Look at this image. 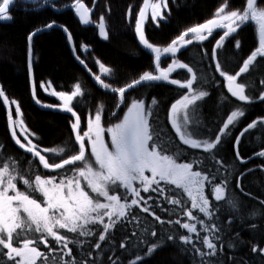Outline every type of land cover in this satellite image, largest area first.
Here are the masks:
<instances>
[{"label": "snow or ice", "instance_id": "obj_1", "mask_svg": "<svg viewBox=\"0 0 264 264\" xmlns=\"http://www.w3.org/2000/svg\"><path fill=\"white\" fill-rule=\"evenodd\" d=\"M30 2L38 7L26 10L39 11L46 6L59 10L54 0ZM15 4L16 0H0V21L13 20L11 12ZM64 7L74 10L81 24L93 23L92 9L85 0H71ZM137 8L129 5L127 18L134 21L139 44L151 55V70L143 71L138 78L123 86H113L105 82L101 75L94 74L95 81L111 93L115 101L109 108L112 122L107 127L104 121L106 106L100 103L94 113L88 114L86 130L82 128L81 115L73 104L75 98L83 95L79 83L69 92H57L55 89L48 92L52 87L51 81L37 84L33 76V37L45 30L61 28L71 43L73 37L69 29L52 21L27 36V68L32 99L42 107L70 114L71 133L74 134L70 148H40L38 143H34L31 137L35 133L27 129L21 105L10 99L0 85L3 105L15 106L14 109L8 107L7 111L11 138L25 154H31V159L25 162L31 165L38 161L37 172L33 174L31 169L22 167L20 160L11 157L0 159V264H50L49 255L40 251L41 245L49 253H59L58 258L52 256L51 264H104L97 257L105 254V245L109 251L116 247L130 253L134 258L129 259L128 264H146L147 258L168 244L182 252H193V259L198 256L199 264H227L222 256L225 234L230 232L235 214L241 213L243 208L241 200L229 195L232 182L229 177L235 181L232 192L239 189L243 193L241 182L246 174L244 171L236 174L232 166L226 164L223 158L218 159L217 155L222 145L231 138L232 129L245 117L246 109L257 101L264 103V78L259 79L258 85L255 81L245 80L253 74L264 77V0H241L239 7L233 0H219L211 18L186 27L163 46L150 41L145 34V24L150 17V22L159 27L160 22L171 15L168 0H143ZM249 22H254L258 46L248 54L240 55L243 52L242 34ZM97 26L100 35L107 40L104 16L99 17ZM214 33L218 39H215ZM209 37L215 39V44L210 51L201 53V59L207 55L214 63L213 71L222 80L215 76L212 80L229 94H221V106L233 102L232 98L241 102L226 114L214 135L202 132V105L210 92L196 86L198 81L207 82V77L203 74L198 77L197 70L177 56L181 49L194 42L197 47H202ZM226 41L234 42L232 54L238 57L236 68L231 72L224 66L227 60L222 62L220 59V50L225 49ZM169 59L171 63H167ZM80 63L84 64V61L80 60ZM96 63L102 74L112 75V69L99 61ZM163 63L167 66L163 67ZM178 69L186 70L188 75L181 79L173 78L172 74ZM177 75L180 73L177 72ZM159 83L175 86L179 93V98L167 109V121L175 136L187 149L202 150L206 154L204 158L192 157L163 134L154 119L159 106L156 98H152L148 105L145 99L132 96L131 90ZM38 87L56 97L60 103L41 104L37 98ZM254 131L264 135V116L247 123L234 138V159L241 165L246 161L241 156L239 145L246 134L251 136ZM256 139L260 140V136ZM255 155L264 158V142ZM40 166L46 170L43 174L39 173ZM259 167L264 169V163ZM251 171L248 169V172ZM69 172L71 175H68ZM21 184L23 190L18 187ZM142 192L148 193L147 198L142 196ZM152 193L163 196L171 206L164 209L170 217L167 221L149 205L151 200L159 207ZM210 196L214 197V201H210ZM260 203L264 206V200ZM136 209L151 216L154 222L142 223ZM259 214L264 215V212ZM173 215L181 218L173 220ZM256 215L258 213L253 212L249 218ZM229 216L232 219H228ZM129 218L135 220L139 231L125 235L114 245L115 232L131 222ZM224 220H228L227 225ZM169 225L173 227L165 236L158 235L161 228ZM176 226L185 231L179 232ZM249 228L256 231L257 224L251 223ZM69 234H72L71 239ZM81 237L84 239L81 240ZM242 243L244 241L236 233L235 240H229L227 247L235 248ZM69 244L80 249L79 258L73 255ZM250 251L264 261V247L253 244ZM114 255L115 259L107 257L108 264H122L121 257L116 253Z\"/></svg>", "mask_w": 264, "mask_h": 264}, {"label": "trees", "instance_id": "obj_2", "mask_svg": "<svg viewBox=\"0 0 264 264\" xmlns=\"http://www.w3.org/2000/svg\"><path fill=\"white\" fill-rule=\"evenodd\" d=\"M54 3L61 10L65 8V4H70L71 0H54ZM85 3L91 9H94L92 24L95 26H81L72 9L61 13L56 12L54 8L49 6L39 11L26 10L38 7V5L31 4L30 0H27V2L26 0H17L11 12L13 20L0 21V85L3 86L10 99H15L21 105L24 123L29 132L35 133V136L31 138L34 143H38L40 148L65 147L68 149L74 140V134L71 133L69 113L62 112L59 109L42 107L37 105L32 99L27 68V36L30 32L35 31L37 28H42L46 23L55 21L57 24L67 27L72 34L73 47L69 45L67 36L61 28L47 30L33 38V76L37 84L41 81H51L52 87L48 89V92L53 89L57 92H69L74 90L75 84L79 83L81 85L83 95L75 98L73 104L75 110L81 115V126L84 130L86 129L88 114L90 112L94 113L100 103H104L106 106L104 113L105 127L112 122L109 108L114 104V98L111 93L106 92L95 81L94 74L101 75L105 82L112 83L113 86H123L131 82L133 78H138L143 71L151 70V55L139 44L134 30V21H130L127 18L128 6L132 5L137 8L138 5H142L143 0H85ZM233 3L239 7L241 0H233ZM218 4L219 0H175V2L168 0L171 15L165 21H161L159 27L150 22L149 17V22L145 24V34L151 42L163 46L186 27L203 23L206 19L211 18ZM100 16L105 17L106 30L108 32L107 40L100 35L97 26ZM214 37L215 39L219 38L215 33ZM215 39L209 37L207 41L203 42L202 47H197L194 42L193 45L187 46L186 49H181V52L177 54L182 62L193 66L197 70L198 77L201 74L207 77V82L198 81L196 85L210 92V96L205 98V102L202 105L204 117L202 132L206 135H214L221 125V121L226 118V114L235 105L241 103L232 98L234 103L226 102L221 106V94H229H227L225 88H222L212 80L214 76L222 80V78H219L218 73L213 71L214 63L207 55H204L201 59V53L210 51L215 44ZM233 45L234 42L229 43L226 41L225 49L220 50V59L222 62L227 60L224 66L230 72L236 68L238 59L232 54ZM242 45L243 52L240 55H246L255 46H258V35L255 31L254 22H249L245 28L242 34ZM74 47L76 49L75 52H73ZM77 57H79V61L83 60L84 64H79ZM97 61L112 69V75L105 76L102 74L99 64L96 63ZM167 63H171V60L169 59ZM167 63H163L162 66L166 67ZM177 72L180 75H177ZM177 72L172 74L173 78L181 79L188 75L186 70L183 69H178ZM260 78L264 77H258L253 74L251 77H245V80L255 81L258 85ZM48 92L38 87L37 98L41 100V104H59L60 101L49 95ZM131 92L132 96L145 99L148 105L151 104L152 98H156L159 106L156 109L154 119L158 121V126L162 129L163 134L181 150H187L192 157H205L206 154L202 150L187 149V146L182 145L167 121V109L175 99L179 98V93L175 90V86L156 84L149 88L141 87ZM8 107L14 109L15 106H4L2 99H0V159L11 157L20 160L25 170L31 169L33 174H35L38 161L31 165L25 162L26 159H31V154H25L24 150L19 149L11 138V132L7 126ZM262 116H264V103L257 101L249 106L246 109L245 117L241 118L240 123L232 129L231 138L222 145L217 155L218 159L223 158L226 164L231 165L236 174L240 171H244L246 174L241 182L244 188L243 193L239 189H235V192H232L235 187V181L232 177H229L232 181L229 185V195L241 200L243 208L241 213L235 214V222L230 232L225 234V247L222 256L227 264H264V261H261L258 255L250 251L253 244L264 247V215L259 214L264 212V206L260 203L264 200V169L259 167L264 163V158L255 155L256 152L261 150L264 135L254 131L251 136L246 134L242 138L239 151L241 156L245 158L246 163L244 165L234 159L235 148L233 147L234 138L239 135L247 123ZM72 119L74 120V118ZM209 129H211V133H209ZM17 132L19 135L18 129ZM256 136H260V140H257ZM46 155L50 156L51 154ZM248 169H252V171L248 172ZM45 171L40 166L39 173L43 174ZM63 174L61 173V175ZM221 174L222 172L218 173V175ZM68 175H71V172ZM18 187L23 190L22 184L18 185ZM141 194L145 198L148 196V193L142 192ZM152 195L159 203V207H156L151 200L148 201L149 205L152 206L157 215L167 221L170 217L164 209L171 206L165 202L163 196L157 193H152ZM209 199L214 201V197L210 196ZM253 212H257L258 215L250 219L249 217ZM136 214L142 223L152 224L154 222L151 216L140 212L139 209H136ZM196 214L201 215L199 213ZM177 218L181 217L178 215L171 216L173 220ZM129 219L131 222H128L123 229L115 232L116 238L112 241L114 245L118 244L125 235L130 236L132 232L139 231L135 220ZM228 219H232V217L229 216ZM227 223L228 220H224V224L227 225ZM251 223L257 224L256 231L250 230L249 225ZM172 227L169 225L161 228L158 235L165 236L169 228ZM176 228L181 233L185 231L179 229L178 226ZM236 233H239L240 239L244 243L230 249L227 247V242L235 240ZM69 238H72V234H69ZM80 239L83 240L84 238L81 237ZM89 239L92 240L93 238ZM69 247L73 249V255L79 258L80 249L73 244H69ZM40 251L49 255L50 264L53 255H56L57 258L59 256L58 252L49 253L43 245H41ZM104 253V255L97 257L98 260H103L104 264H108V256H112L113 259L116 258L114 253L121 257L122 264H128L129 259L134 258L130 253H125L116 247L109 251L107 245L104 246ZM193 256L194 254L191 251L182 252L179 248L168 244L158 250L153 256L147 258L146 264H199V257L196 256L193 259ZM65 259L68 258L65 257Z\"/></svg>", "mask_w": 264, "mask_h": 264}, {"label": "water", "instance_id": "obj_3", "mask_svg": "<svg viewBox=\"0 0 264 264\" xmlns=\"http://www.w3.org/2000/svg\"><path fill=\"white\" fill-rule=\"evenodd\" d=\"M17 1V0H16ZM16 5V4H15ZM68 9H71V8H63V9H61V10H56L55 9V11L56 12H58V13H61V12H64V11H66V10H68ZM94 14V9H92V15ZM76 18L79 20V18L76 16ZM80 22V21H79ZM83 25V24H82ZM89 25H91V26H95V25H93L92 23L91 24H89ZM84 26H88V25H84ZM43 32V31H42ZM39 33H41V32H39ZM38 34V33H37ZM71 46L73 47V43L71 44ZM78 63L79 64H81L80 63V61L78 60ZM82 65V64H81ZM159 84H166V83H159ZM132 91V90H131Z\"/></svg>", "mask_w": 264, "mask_h": 264}, {"label": "bare ground", "instance_id": "obj_4", "mask_svg": "<svg viewBox=\"0 0 264 264\" xmlns=\"http://www.w3.org/2000/svg\"><path fill=\"white\" fill-rule=\"evenodd\" d=\"M81 26H84V25H82L81 23H79ZM45 31H47V30H45ZM45 31H43V32H41V33H38L37 35H40V34H42V33H44ZM36 35V36H37ZM34 38V37H33ZM73 43V40H72V42L71 43H69V45H71ZM72 47V46H71Z\"/></svg>", "mask_w": 264, "mask_h": 264}, {"label": "rangeland", "instance_id": "obj_5", "mask_svg": "<svg viewBox=\"0 0 264 264\" xmlns=\"http://www.w3.org/2000/svg\"><path fill=\"white\" fill-rule=\"evenodd\" d=\"M52 90H50L51 92ZM54 97V96H53ZM56 98V97H55ZM57 99V98H56ZM107 127V126H106ZM86 130V129H85ZM18 131L20 132V129L18 128ZM105 139L108 140L109 138L107 137V135H105ZM206 194H207V188H206Z\"/></svg>", "mask_w": 264, "mask_h": 264}]
</instances>
